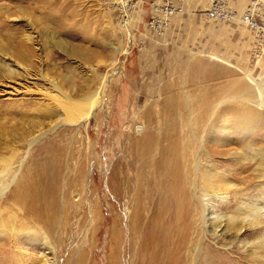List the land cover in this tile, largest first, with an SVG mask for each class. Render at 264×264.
<instances>
[{
  "label": "rangeland",
  "instance_id": "374dc122",
  "mask_svg": "<svg viewBox=\"0 0 264 264\" xmlns=\"http://www.w3.org/2000/svg\"><path fill=\"white\" fill-rule=\"evenodd\" d=\"M131 1L126 9L124 0H0V47L16 63L14 74L0 79V125H35L26 137L5 138L0 155L10 159L7 179L40 174L53 218L46 227L27 220L19 206L2 209L4 217L16 216L17 228L37 229L49 240L32 242L29 230L14 235L15 244L0 254L10 264H128L132 210L117 205L113 163L129 159L145 130L170 129L173 119L185 139L197 132L198 188L205 174L218 189L231 184L209 198L195 191V198L210 200L223 217L242 204L264 215V52L254 53L255 33L242 20L250 6L264 20V0H224L233 16L225 22L207 17L215 0ZM30 32L36 42L28 64L12 52L15 37ZM55 86L76 99L99 92L102 102L88 122L64 123ZM206 100L211 121L198 127L194 118ZM184 145L183 154L193 152V143ZM223 193L225 200L215 196Z\"/></svg>",
  "mask_w": 264,
  "mask_h": 264
},
{
  "label": "bare ground",
  "instance_id": "6f19581e",
  "mask_svg": "<svg viewBox=\"0 0 264 264\" xmlns=\"http://www.w3.org/2000/svg\"><path fill=\"white\" fill-rule=\"evenodd\" d=\"M124 7L126 9L130 7V0H124ZM15 38L18 40L17 47L12 52L13 56L31 64L33 57L31 45L36 42V37L30 32L22 38L18 36ZM6 49L8 48L0 47V53L4 54L0 55V61H3L0 62V79L4 76H12L14 74L12 67L16 65L6 57L8 54ZM56 89L60 99H53L56 103L55 107L63 110L64 123L67 124L88 122L95 108L102 102V94L99 92H89L84 98L76 99L62 92L58 87ZM167 106L170 110H175L172 104L169 103ZM198 110L200 112L194 118L195 124L204 127L211 121L212 105L206 100ZM54 113L52 111L51 114ZM4 125H0V151L5 138L8 142L7 137L15 134L21 138L26 137L35 126L32 122L12 129ZM177 128L178 123L173 119L170 129L156 130V127L144 129L145 135L129 148V159L120 157L113 163L117 182L114 194L120 204L117 205L120 207L124 201L132 210L127 225L128 264H264V215L261 209L242 204L232 211L231 215L223 217L216 213L210 200L197 198L198 201L195 198V191L202 192L204 197H208L211 193L216 194L220 191V187L228 188L231 184L228 183L227 186L221 184L218 189L214 180L208 181L205 174L204 182L201 188H198V180L194 179V173L203 165L197 159V143H199L196 138L197 132L195 131V134L191 132L190 139L189 137L185 139ZM137 132L143 133V128H137ZM185 142L193 143L192 153L183 154L182 149H186ZM10 164L9 158L0 155V166H4V169L0 168V201L11 183L15 182L7 200L0 206V233L9 235L11 239L0 238V254L7 250L9 244H15L14 235L18 237V234L25 230H29L28 235L31 236L32 242L38 243L41 240L44 241L45 246H48L49 242L44 232L26 229L28 227L17 228L16 216L4 217L3 210L19 206L23 209V216L30 222L44 223L46 227L50 225L52 227L53 223L49 215L52 196L39 188L40 174L26 170L16 182V174L11 179H7L12 170ZM208 177L214 179L212 174H208ZM7 180L10 181L9 184ZM215 196L225 200L229 194L226 193L224 197ZM231 207L232 205L229 204V208ZM118 225L116 221L112 233L116 237L117 244L121 236ZM250 239H254L253 242H249ZM42 255L46 256L45 253ZM0 259L3 260L0 264H10L11 260ZM14 262L18 264L17 261Z\"/></svg>",
  "mask_w": 264,
  "mask_h": 264
},
{
  "label": "built area",
  "instance_id": "2783aa9c",
  "mask_svg": "<svg viewBox=\"0 0 264 264\" xmlns=\"http://www.w3.org/2000/svg\"><path fill=\"white\" fill-rule=\"evenodd\" d=\"M132 2H134V0H132L131 3ZM207 17L217 22H225L232 18V13L226 9L224 0H215L207 12ZM262 19L256 6H250L242 17L243 22L250 26L255 33L253 49L256 55H260L264 52V20Z\"/></svg>",
  "mask_w": 264,
  "mask_h": 264
}]
</instances>
